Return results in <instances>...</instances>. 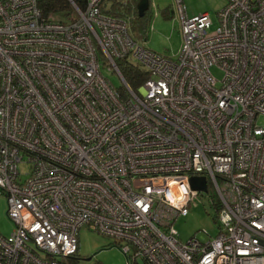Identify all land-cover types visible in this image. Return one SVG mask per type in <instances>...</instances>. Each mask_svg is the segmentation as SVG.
<instances>
[{"label": "built area", "instance_id": "2783aa9c", "mask_svg": "<svg viewBox=\"0 0 264 264\" xmlns=\"http://www.w3.org/2000/svg\"><path fill=\"white\" fill-rule=\"evenodd\" d=\"M106 1L68 0L64 15L0 0V194L14 224L0 264H72L82 227L127 264H264V0H226L212 30L175 0L174 58ZM118 62L146 74L136 90ZM199 204L217 232L182 242L174 222Z\"/></svg>", "mask_w": 264, "mask_h": 264}, {"label": "rangeland", "instance_id": "374dc122", "mask_svg": "<svg viewBox=\"0 0 264 264\" xmlns=\"http://www.w3.org/2000/svg\"><path fill=\"white\" fill-rule=\"evenodd\" d=\"M226 0H182L185 13L188 17L208 13L212 25L217 26L216 13L225 5ZM130 35L138 43L162 56L174 58L181 45L180 20L177 14L175 0H148V9L143 16L127 18ZM102 74L115 88L122 87L119 76L106 66L101 68ZM212 73L221 78L220 69L213 67ZM24 173L28 170L26 164H18ZM6 198L0 194V233L8 236L14 228L13 222L6 214ZM213 212L207 205L199 204L192 208L188 215L180 217L174 222V227L179 233L182 242L196 235L201 241H207L209 236L217 232L211 215ZM78 250L71 260L72 264H127L124 253L108 238L100 236L87 227H82L78 233ZM137 264H142L138 260Z\"/></svg>", "mask_w": 264, "mask_h": 264}, {"label": "trees", "instance_id": "16d2710c", "mask_svg": "<svg viewBox=\"0 0 264 264\" xmlns=\"http://www.w3.org/2000/svg\"><path fill=\"white\" fill-rule=\"evenodd\" d=\"M75 4L83 8L84 0H73ZM139 0H107L101 5L102 12L122 18L140 17L137 11ZM107 3V4H106ZM39 5L44 13H58L68 15L72 12V7L68 0H39ZM118 68L128 85L136 90L139 84L145 79L146 74L139 67L117 63ZM122 92L124 89L121 88ZM74 259V257L72 258Z\"/></svg>", "mask_w": 264, "mask_h": 264}, {"label": "water", "instance_id": "95a60500", "mask_svg": "<svg viewBox=\"0 0 264 264\" xmlns=\"http://www.w3.org/2000/svg\"><path fill=\"white\" fill-rule=\"evenodd\" d=\"M137 11L139 16H143L145 11L148 9V0H139L137 4ZM190 186L194 190H206V182L204 177H191L190 178Z\"/></svg>", "mask_w": 264, "mask_h": 264}]
</instances>
